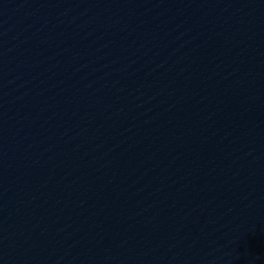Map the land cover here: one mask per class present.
<instances>
[{
	"label": "water",
	"instance_id": "1",
	"mask_svg": "<svg viewBox=\"0 0 264 264\" xmlns=\"http://www.w3.org/2000/svg\"><path fill=\"white\" fill-rule=\"evenodd\" d=\"M0 264H264V0H0Z\"/></svg>",
	"mask_w": 264,
	"mask_h": 264
}]
</instances>
